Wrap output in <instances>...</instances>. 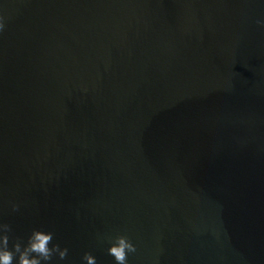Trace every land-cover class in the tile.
Masks as SVG:
<instances>
[{
  "label": "water",
  "instance_id": "1",
  "mask_svg": "<svg viewBox=\"0 0 264 264\" xmlns=\"http://www.w3.org/2000/svg\"><path fill=\"white\" fill-rule=\"evenodd\" d=\"M0 18L10 241L51 231L59 264H116L117 234L128 264H264V3L0 0Z\"/></svg>",
  "mask_w": 264,
  "mask_h": 264
},
{
  "label": "clouds",
  "instance_id": "2",
  "mask_svg": "<svg viewBox=\"0 0 264 264\" xmlns=\"http://www.w3.org/2000/svg\"><path fill=\"white\" fill-rule=\"evenodd\" d=\"M264 3V0H260ZM264 27V19L256 21ZM3 19L0 18V30H3ZM13 212L18 210L15 202L10 203ZM9 225L0 221V264H59L68 253L66 247L53 242V233L40 228H33L23 241L9 237ZM116 264H128V255L136 251L135 245L125 235L117 234L111 238L107 247ZM55 258V260H54ZM85 264H97L95 256L84 252Z\"/></svg>",
  "mask_w": 264,
  "mask_h": 264
}]
</instances>
